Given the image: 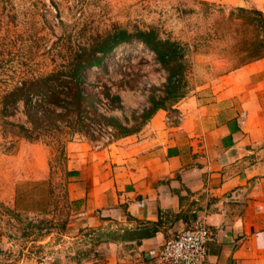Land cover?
<instances>
[{"label":"crops","instance_id":"obj_1","mask_svg":"<svg viewBox=\"0 0 264 264\" xmlns=\"http://www.w3.org/2000/svg\"><path fill=\"white\" fill-rule=\"evenodd\" d=\"M202 1L264 13V0ZM123 94L110 116L131 126ZM65 153L86 252L15 257L0 237V264H159L162 246L196 222L208 227L209 264H264V57L158 110L135 134L109 143L78 135ZM153 224L154 236L138 235Z\"/></svg>","mask_w":264,"mask_h":264},{"label":"rangeland","instance_id":"obj_2","mask_svg":"<svg viewBox=\"0 0 264 264\" xmlns=\"http://www.w3.org/2000/svg\"><path fill=\"white\" fill-rule=\"evenodd\" d=\"M233 10L202 0H0V94L20 80L64 71L79 53H88L108 34L125 31L153 32L175 43L184 54L183 77L190 96L224 74L237 60L241 40L254 36L251 27L226 20ZM83 72L85 95L99 102L106 100L104 88L112 96L122 92L129 117L149 106L152 89L168 75L154 52L134 38L118 44L100 67ZM29 98L32 104L36 101L33 95ZM61 99V108L51 105L54 111L73 108L64 95ZM8 110L5 117L0 114V237L8 240L15 257L82 256L86 232L74 226L65 191V146L78 137L65 132L69 124L76 128L75 117L54 116L38 140L28 141L11 125L29 127L23 103L12 115V108ZM84 136L106 137L103 130L93 133L90 127Z\"/></svg>","mask_w":264,"mask_h":264},{"label":"trees","instance_id":"obj_3","mask_svg":"<svg viewBox=\"0 0 264 264\" xmlns=\"http://www.w3.org/2000/svg\"><path fill=\"white\" fill-rule=\"evenodd\" d=\"M233 12L237 14L234 15ZM228 21L239 22V27L249 26L254 31V36L249 39H242L239 48L236 50L237 60L225 71L224 74L237 70L243 65L264 57V13L258 10L236 8L230 12L226 18ZM138 39L144 43L161 63L168 75L166 81L158 88L152 89L149 95V106L141 113L132 112L129 126L128 120L122 124L113 117L100 114L95 104L98 102L96 96H87L81 88L85 83L83 70L87 67H100L105 56L111 52L118 44L128 42L131 39ZM179 48L173 42L160 40L153 32H138L130 35L125 31L108 34L102 40L90 47L88 53H79L71 63L64 66V71L48 73L38 76L32 80H20L7 88L0 94V114L3 117L16 108L18 103L24 105V115L29 127L20 124H11L18 129L21 137L28 141H36L40 138L42 128L51 125L53 117L63 120L68 115H73L76 120V128L71 124L67 125L66 135L71 137L74 134L87 135L90 123L98 126L110 127L114 139H120L137 133L158 110H170L177 102L188 96L184 83V54L179 52ZM158 93V94H157ZM36 97L32 104L29 96ZM66 97L72 109L66 108L64 112H56L51 107H62ZM103 97L108 101L111 109L123 110L121 101L117 96H112L107 88H104ZM88 119L89 124L85 123ZM10 124V123H9ZM60 130V126L57 127ZM42 132V131H41ZM157 224H153L148 231L144 230L138 234L141 238L152 237L157 232ZM112 234V240H115Z\"/></svg>","mask_w":264,"mask_h":264},{"label":"built area","instance_id":"obj_4","mask_svg":"<svg viewBox=\"0 0 264 264\" xmlns=\"http://www.w3.org/2000/svg\"><path fill=\"white\" fill-rule=\"evenodd\" d=\"M102 115L110 112L108 101L100 99L95 105ZM178 121L180 117H175ZM171 121V116L166 117V122ZM90 129L94 133L103 130L105 138L100 140L109 143L114 140L112 129L104 126H94L90 123ZM209 241L208 227L203 222H196L193 226L181 230L177 236L168 240L157 256L159 264H209L207 261V243Z\"/></svg>","mask_w":264,"mask_h":264}]
</instances>
